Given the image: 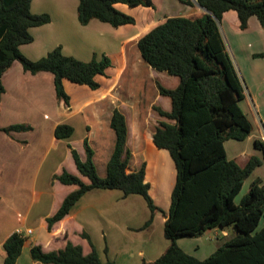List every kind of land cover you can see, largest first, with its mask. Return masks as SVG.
I'll use <instances>...</instances> for the list:
<instances>
[{
  "label": "trees",
  "instance_id": "obj_1",
  "mask_svg": "<svg viewBox=\"0 0 264 264\" xmlns=\"http://www.w3.org/2000/svg\"><path fill=\"white\" fill-rule=\"evenodd\" d=\"M78 1V18L82 25H88L92 19L113 27L135 24V18L117 9L116 3L154 7L153 0ZM196 1L205 11L167 17L137 43L142 58L152 69L179 78L175 88L158 85L160 93L170 98L171 109L166 111L154 106L164 118L155 126L154 143L169 152L176 169L164 225V235L170 244L156 261L144 264H264V227L257 230L264 217V181L261 178L254 180L248 193L236 202L246 180L263 159L252 155L245 165H240L226 150V141L247 139L253 124L241 105L246 98L244 80L220 26L224 14L231 10L236 11L242 30L248 27L252 16L264 26V0ZM32 2L0 0V102L5 92L3 75L19 61L26 72H51L57 99L70 106L71 96L65 89L64 79L96 90L101 86L96 77L106 75L112 60L107 54L101 57L95 54L91 60H83L65 54L61 45L39 59L28 58L21 45L34 41L31 29L51 22L49 13L32 12ZM111 127L116 141L105 177L98 173L93 160L94 150L87 138L84 139L86 160L70 146L78 171L89 182L65 168L55 174L54 179L64 185L76 186V189L64 198L53 215L47 217L50 231L70 214L85 193L96 188L118 189L125 196L142 195L151 211L144 229L160 211L150 193V183L146 181L147 162L143 161L138 169L129 171L133 159L132 151L127 147L129 129L126 116L118 108L112 113ZM32 128L21 123L4 127L2 131L10 134ZM74 130L70 124H59L55 135L67 139ZM255 147L264 156V141L256 139ZM232 225L238 230L237 235L231 238H228L229 234L223 235L222 243L205 259L187 253L179 245L182 238L200 237L217 228L227 230ZM82 237L90 245L88 253L81 244L67 239L64 247L49 251L41 244H33L31 256L44 264H117L109 258L102 261L91 237L86 232ZM27 240L28 237L19 231L5 240L4 264L17 263ZM105 251L107 253V248Z\"/></svg>",
  "mask_w": 264,
  "mask_h": 264
},
{
  "label": "crops",
  "instance_id": "obj_2",
  "mask_svg": "<svg viewBox=\"0 0 264 264\" xmlns=\"http://www.w3.org/2000/svg\"><path fill=\"white\" fill-rule=\"evenodd\" d=\"M48 2L50 3V0ZM49 3L46 0H33L32 12L49 13L51 22L31 29L34 41L21 45L22 52L28 58L36 60L61 45L65 54H74L73 56L76 55L75 57L83 60H91L95 54L98 57L107 54L112 60V66L106 70V75L96 77L101 84L100 88L96 90L91 89L88 85H80L64 79L65 89L71 96L70 106H66L63 101L57 99L54 75L51 72L43 71L32 74L26 72L19 61H15L12 67L4 73L2 81L5 92L0 102V183L8 184L7 188L11 192L12 211L16 214L7 217L6 214H3L5 210L1 212L0 208L1 260L5 261L6 257V251L3 247L5 240L12 233L23 230L26 232L28 240L16 264H44L32 258L31 246L33 244H41L45 250L49 251L64 247L68 239L75 244H81L84 251L88 253L91 248L87 239L82 237L83 232L91 237L98 253L104 251L107 259L110 257L118 264L154 262L164 253L170 241L168 239L164 241L154 240L152 235L154 221L151 226L142 229L144 223L147 222L148 213L144 214V221L139 224L128 225L130 223L128 218L135 214L129 207V203L135 194L125 196L123 191L118 189H92L85 193L74 205L70 214L55 229L50 231L47 226V217L53 215L61 206L64 198L76 189V186L64 185L54 179L55 174L61 172L59 169H54V166L59 164L60 150L70 153L72 157L71 147L75 148L73 138L78 133V129H80L78 126L82 122L84 131L81 139L83 143L84 139H88V144L94 150L93 160L98 168V173L105 177L116 141L115 132L111 127V117L114 109L118 108L126 116L129 129L127 147L132 151L134 159H132L134 165L130 164L129 171L132 172L139 168V166H135L139 163L138 159L135 160V155H142L147 162L146 181L150 183V193L154 199L157 193L162 195V191L163 195L172 192L173 183H170L169 175L173 173L175 175L174 180H176L175 166H168L171 160L169 152L165 149H159L153 139L155 126L164 118L156 112L158 119L151 121L146 117L145 111V106L153 108L154 105L160 106L166 111L171 109L170 98L169 107L156 105L155 102L166 97L160 93L158 87L159 84L167 87L159 77L160 72L163 71L157 72L147 64L149 67L147 76L155 77L157 86V90L151 89V93L155 92V98L149 105L141 106L144 100L135 103V106L122 102L115 105L114 108L108 109V100L112 103L115 102L112 98L114 89L122 78L125 69L130 65V57L136 49L139 51L137 43L142 36L167 17L190 16L205 10L196 0H153L154 7H130L124 3H116L115 7L132 15L136 23L113 27L111 24L98 19H92L88 25H82L78 18V0H51L52 4L48 5ZM254 17L249 19L248 27L244 30L240 29L238 15L234 10L226 12L220 22L224 39L234 61L235 57L225 37L226 29L222 24L225 21L229 22L228 18L233 21L236 28L242 31H251V35L244 37L245 40L248 38V42H243L244 45L248 43L254 47H261L254 52L248 51L253 59H250L248 83L243 79V73L235 61L246 88V98L243 101H249L247 107L253 116L252 119L247 113L253 124L251 135L243 141L236 140L238 141L236 143L239 144H234L240 146V151L232 159H235L240 165H245L252 155L261 157L262 152H257L255 140L264 141V57H255V54L264 52V26L257 17H255L257 20ZM251 27L253 28L251 29ZM37 29L43 32L47 31L43 40L39 39L35 33ZM241 45L242 42L240 41L236 46L238 51H241ZM133 47H135L134 50H132ZM82 51L88 52V54L81 55ZM75 52L79 53L75 54ZM112 52H115L114 57ZM115 66H117V70L113 71ZM146 80L147 77L144 76L139 85L138 90L140 92L147 93ZM171 84V87L167 88L177 87L179 78H173ZM79 92H83V94L77 95ZM48 109L53 110L51 115L48 114ZM54 114L56 117L51 119L50 116L53 117ZM21 123L31 125L33 128L28 131H12L10 134L2 131L4 127ZM64 123L74 127V134L67 139L57 138L55 135L56 127ZM229 143L231 140L225 143L226 150ZM83 147L85 148V145ZM84 148L77 151L81 158L86 160L88 155L86 148L84 152ZM162 161L164 166H160ZM263 165L264 162L261 166ZM68 171L79 175L85 182H89L88 178L80 174L75 162H71ZM50 179L51 185L49 186ZM53 187L57 190L66 189V192L58 198L56 194L55 200H53ZM154 190L155 194H153ZM1 195L0 204L3 202ZM49 204L50 209H48ZM169 207L170 205L166 207L163 216L164 225ZM22 209L26 210L25 213H21ZM34 209H36L35 216L41 219V225L50 234V238L46 242L37 236H31L35 230L31 226H27L30 225ZM29 229L32 230L30 235L27 234ZM215 231L217 234L227 235V230L217 228ZM118 257L124 258L122 260H125L126 263L118 262Z\"/></svg>",
  "mask_w": 264,
  "mask_h": 264
},
{
  "label": "rangeland",
  "instance_id": "obj_3",
  "mask_svg": "<svg viewBox=\"0 0 264 264\" xmlns=\"http://www.w3.org/2000/svg\"><path fill=\"white\" fill-rule=\"evenodd\" d=\"M47 3L48 0H46ZM52 4L51 0L50 3L48 5ZM137 12V11H136ZM255 18V17H254ZM229 22H222V24H224L225 27V37L227 38V42L229 44L230 50L233 53V56L235 57V61L238 65V68L241 69V73L243 76V79L245 80V82L248 83V69L249 67H251V62L250 59H252L251 54H248V51H256L258 49H261V47H254L252 45H248V43H246L244 45L243 42H248V38H246V40L244 39V37H248L249 35H251V31H242L239 28H236L233 23V21H231L229 18L227 19ZM255 20H257L255 18ZM253 27H251L252 29ZM249 32V33H248ZM35 33L38 35L39 39L43 40L44 36L46 35L47 31H42L37 29L35 31ZM242 42L241 45V51H238L237 49V44L239 42ZM237 43V44H236ZM135 47L132 48V50H134ZM245 48V50H244ZM113 51V50H112ZM79 52H75V54H78ZM81 55H85L86 53L88 54V52L82 51ZM112 56L114 57L115 52H112ZM264 53V52H262ZM260 54V53H259ZM74 55V54H73ZM76 56V55H75ZM256 57V56H255ZM258 57H262V56H258ZM264 57V55H263ZM115 60V58H114ZM253 60V59H252ZM264 62V61H263ZM130 65L125 69L122 78L120 79L117 87L114 89V93H113V99H114V103L110 102L108 100V109H112L115 107V105H119L122 102H124V104L130 105V106H135V103L137 102H143V104L141 103V106L145 105H149V103L151 101H154L155 98V92L153 91V93H151V89L154 88L155 90H157V86L155 84V77H149L147 76V70H148V65L147 63H145V61L142 59V56L140 55L139 51H137V49L135 50V53L132 55V57H130ZM116 68L113 69V71L117 70V66H115ZM158 72V71H157ZM163 75V76H162ZM144 76L147 77V80L145 81V84L147 86V93H143L142 91L140 92L139 89V85L141 80L144 78ZM160 79L163 82L164 85H166L167 87H171V83H172V79H178L176 76H172L169 75L168 73L165 72H160ZM159 79V78H157ZM161 82V83H162ZM248 85V84H247ZM79 94H83V92H79L77 95ZM150 99V100H149ZM149 100V101H147ZM156 105H162V106H170V100L167 97H164L163 100H159V101H155ZM247 102L249 101H242L241 105L244 109V111L246 113H249L250 117L253 116L252 114L249 112V108L247 107ZM107 105V104H106ZM155 106V105H154ZM107 107V106H105ZM145 111H146V117L151 120V121H155L158 119V115L156 114V111L154 110V107H146L145 106ZM53 113V110L48 109V114L51 115ZM55 116H50L51 119H54V117H56V114H54ZM151 123V122H150ZM153 123V122H152ZM155 124V123H154ZM151 125V124H150ZM80 129H78V133L74 136L73 138V143H74V147L77 150H82L84 147V143L83 140L81 139L82 135H83V123L80 122V126H78ZM151 128V126H150ZM238 141L236 140H231V143H229L227 145V150H228V156H230L231 158L236 157V155L239 153L240 151V146L239 145H234V144H239L236 143ZM253 148V146H252ZM66 150L68 151V148L66 147ZM60 154V160H59V164L58 166H54V169H59L60 171H62L63 167H65L67 170L68 168L71 166V162L74 163V160L72 159L70 153L68 152H64L63 150L59 151ZM84 152H85V148H84ZM257 152H262L259 149H257ZM137 157V158H136ZM170 161L168 166H175L174 165V161L172 160L170 154ZM261 158L263 159L264 162V156L262 154ZM138 159L139 163L138 165L135 166H141L143 161H146L145 159H143L142 155H135V160ZM163 159V158H162ZM134 160V159H133ZM132 160V163L134 165V161ZM136 162V161H135ZM137 163V162H136ZM163 163V164H162ZM160 166H164V162L162 161ZM57 167V168H55ZM101 167V166H100ZM35 169V166H34ZM98 169V168H97ZM261 178L262 180H264V165L263 166H258L256 171L253 172L250 177L246 180L241 192L239 193V195L236 197V202H240L241 198L248 193L249 188H250V184L258 179ZM175 175L173 173H171L169 175V181L170 183H175ZM49 186L51 185V179L49 180ZM169 183V186H170ZM173 185L172 188L173 189ZM8 184H2L0 183V195L1 197H3V202L0 204V208H1V212L3 210L4 213L6 214L7 217L10 215H15L16 213H14V211H12L11 207V192H9V188ZM51 189V188H50ZM5 190H7V192H5ZM169 190V189H168ZM53 194L54 195V199L56 197L57 194V198L60 197L61 195L64 194V192H66V189H60L57 190L56 188H52ZM155 190L153 191V194H155ZM162 195H160V193H157V196L155 197V204L160 208V211H157L154 215L153 221H154V225H153V229H152V235L154 236V240L156 241L158 240H167L165 235H164V214H165V209L166 207H168L170 205V194L168 195H163V191L161 193ZM133 195V194H132ZM152 195V194H151ZM52 196H51V201H52ZM153 197V196H152ZM154 198V197H153ZM131 203H129V207L132 209V212H134L135 214L133 216H130L128 218V220H130V223L128 225H135V224H139L141 221H144V214L148 213V219L147 221L150 219L151 217V211L150 208L146 202V200L144 199V197L142 195L139 194H135L132 199H131ZM167 202V204H166ZM54 203V202H53ZM50 209V204H49V208ZM26 210L22 209L21 213H25ZM39 211V210H37ZM33 217H31L30 220V225L27 226H31L35 232L31 235V236H37L39 237L42 241L46 242L47 239L50 238V234L48 233V231L41 225V219L39 217H36V209L33 210L32 213ZM152 221V223H153ZM146 223V222H145ZM144 223V224H145ZM152 223L150 224V226L152 225ZM58 225L54 226L55 227ZM264 227V217L262 218V221L260 223V225L258 226L257 230H260L261 228ZM142 229H144L142 227ZM162 230V231H161ZM217 231H215V229L212 230H208L206 231L202 236L200 237H196V238H182L179 241V245L189 254L199 258V259H205L207 257H209L216 249H217V245L222 243V239H223V233L217 234ZM238 230L232 225L229 226L227 228V234H229L228 238L234 237L235 235H237ZM99 235V234H98ZM220 235V236H219ZM27 236V235H26ZM219 236V237H218ZM30 237V236H29ZM98 238V236H96ZM95 238V237H93ZM95 241V240H94ZM169 242V241H168ZM159 244H161V242H158ZM101 245V244H100ZM169 246V244H168ZM100 258L102 259V261H106L107 258L105 256V252L102 251L101 253H99ZM109 259H111L110 257H108ZM2 259V253H0V264H3L4 261L1 260ZM124 258L122 257H118V262L120 263H126L124 262L125 260H122ZM136 260V259H135ZM134 261V260H133ZM139 263V262H138ZM118 264V263H117ZM140 264H142V262H140Z\"/></svg>",
  "mask_w": 264,
  "mask_h": 264
},
{
  "label": "built area",
  "instance_id": "obj_4",
  "mask_svg": "<svg viewBox=\"0 0 264 264\" xmlns=\"http://www.w3.org/2000/svg\"><path fill=\"white\" fill-rule=\"evenodd\" d=\"M20 233H22V234H25L26 235V232L25 231H23V230H20L19 231ZM32 233V230L31 229H29L28 231H27V234H31Z\"/></svg>",
  "mask_w": 264,
  "mask_h": 264
}]
</instances>
